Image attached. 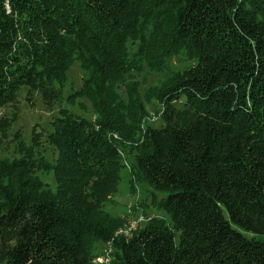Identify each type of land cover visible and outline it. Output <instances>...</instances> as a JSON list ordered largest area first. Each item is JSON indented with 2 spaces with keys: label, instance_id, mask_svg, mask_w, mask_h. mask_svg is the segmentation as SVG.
Instances as JSON below:
<instances>
[{
  "label": "trees",
  "instance_id": "16d2710c",
  "mask_svg": "<svg viewBox=\"0 0 264 264\" xmlns=\"http://www.w3.org/2000/svg\"><path fill=\"white\" fill-rule=\"evenodd\" d=\"M129 43L149 67L193 62L156 89L158 127L136 125L134 84L128 105L109 86L134 68ZM73 63L97 119L60 111L54 163L22 144L0 159V264H92L88 239L111 244V264H264V0H0V134L21 87L48 99ZM137 133L130 174L165 195L151 205L168 220L116 235L128 220L94 205Z\"/></svg>",
  "mask_w": 264,
  "mask_h": 264
},
{
  "label": "rangeland",
  "instance_id": "374dc122",
  "mask_svg": "<svg viewBox=\"0 0 264 264\" xmlns=\"http://www.w3.org/2000/svg\"><path fill=\"white\" fill-rule=\"evenodd\" d=\"M138 46V44L131 43L127 46L128 56L129 59H132L131 63L134 68L130 72L112 79L109 86L122 102L128 105L127 93L131 86L135 85L133 90L136 89L137 101L147 114L144 119L138 117L137 121H140L136 125L140 130V128L144 129L146 125L152 127L160 125L156 113L159 108L155 98L156 89L170 79L175 72L187 69L193 62L187 59L184 52H179L176 56L165 58L164 64L160 68L154 65L149 67L145 63L146 60L142 62L141 57L135 56ZM83 75L85 73L80 70L78 63L71 64L66 71L64 84L61 88L52 85L54 92L50 93L48 99L38 91L29 92L24 87L19 89L15 107L1 111L3 115L9 116L13 110H17V119L8 129L6 136L0 134V159L17 157L15 149L22 144L28 149L34 148V151H37L38 155L48 162H55L57 151L46 142V139L52 132L51 124L55 117L59 116L60 111L68 110L72 114L82 116L92 122L97 119L90 101L85 97L78 96L77 91L81 87ZM138 133L135 135L134 142H123L125 147L117 149L122 165L118 173V180L109 187L111 192L105 195L104 200L100 203L97 201L94 205L95 213L99 214L96 217L100 219L122 220V218H126L128 221L122 229L142 226L147 218L154 216L168 220V216L164 212L155 210L151 205L152 201H157L165 195L152 192L146 183L135 181L130 174V167L135 162L136 152H133V147L137 146L138 136H140ZM111 137L118 142L121 140L117 135H111ZM27 147H25L26 150ZM37 175L52 187V191L55 190L56 185L51 174L38 172ZM87 244L91 255H93L92 260L106 255L109 248L106 243L96 239H88ZM110 249V256L113 259L112 248L110 247Z\"/></svg>",
  "mask_w": 264,
  "mask_h": 264
},
{
  "label": "built area",
  "instance_id": "2783aa9c",
  "mask_svg": "<svg viewBox=\"0 0 264 264\" xmlns=\"http://www.w3.org/2000/svg\"><path fill=\"white\" fill-rule=\"evenodd\" d=\"M137 226H133V227H130V228H127V229H121L117 232L116 235H120V234H127L129 233V231L131 230H134ZM109 248L108 250L106 251V255H103L102 257L98 258V259H95V260H92V264H111V259L112 257L110 256V253H111V244L110 243H106ZM112 248V247H111ZM112 252H113V249H112Z\"/></svg>",
  "mask_w": 264,
  "mask_h": 264
}]
</instances>
